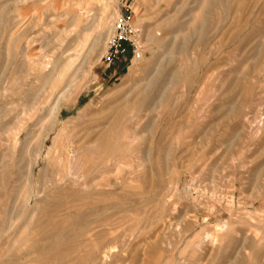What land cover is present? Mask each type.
<instances>
[{
  "label": "rangeland",
  "instance_id": "1",
  "mask_svg": "<svg viewBox=\"0 0 264 264\" xmlns=\"http://www.w3.org/2000/svg\"><path fill=\"white\" fill-rule=\"evenodd\" d=\"M123 1L0 0V264H264V0Z\"/></svg>",
  "mask_w": 264,
  "mask_h": 264
},
{
  "label": "built area",
  "instance_id": "2",
  "mask_svg": "<svg viewBox=\"0 0 264 264\" xmlns=\"http://www.w3.org/2000/svg\"><path fill=\"white\" fill-rule=\"evenodd\" d=\"M126 13L114 22L113 30L108 40L107 60L111 62L121 60H137L142 57L141 30L131 20L129 5L126 0L121 3Z\"/></svg>",
  "mask_w": 264,
  "mask_h": 264
},
{
  "label": "bare ground",
  "instance_id": "3",
  "mask_svg": "<svg viewBox=\"0 0 264 264\" xmlns=\"http://www.w3.org/2000/svg\"><path fill=\"white\" fill-rule=\"evenodd\" d=\"M200 24V23H199ZM60 95V94H59ZM56 119V118H55ZM39 155V154H38ZM109 253V252H108Z\"/></svg>",
  "mask_w": 264,
  "mask_h": 264
}]
</instances>
